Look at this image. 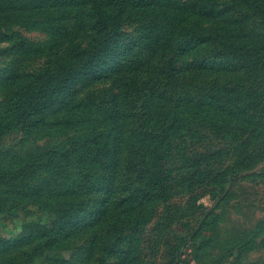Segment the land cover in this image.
<instances>
[{
  "label": "rangeland",
  "instance_id": "obj_1",
  "mask_svg": "<svg viewBox=\"0 0 264 264\" xmlns=\"http://www.w3.org/2000/svg\"><path fill=\"white\" fill-rule=\"evenodd\" d=\"M227 45L264 55V0H0V264H264V122L209 124L264 65Z\"/></svg>",
  "mask_w": 264,
  "mask_h": 264
},
{
  "label": "trees",
  "instance_id": "obj_2",
  "mask_svg": "<svg viewBox=\"0 0 264 264\" xmlns=\"http://www.w3.org/2000/svg\"><path fill=\"white\" fill-rule=\"evenodd\" d=\"M101 16V15H100ZM102 19V18H101ZM115 22V21H114ZM112 23V29L109 32L110 39L112 41V48L116 49V46L122 42V39L118 37L119 32V25L118 23ZM102 24V21H101ZM108 40L104 41V44H107ZM226 50L229 49L231 58V61L234 63H237V65L240 66V64H244L245 66L242 68L243 70L252 69L256 75L260 73L262 70V67L264 65V55H253L250 54V49H246L241 45H238L236 47L229 48V45L224 47ZM261 88V86H260ZM24 88H22L23 90ZM26 90V89H25ZM36 91L35 88L31 89L29 92L34 93ZM250 91H252L250 89ZM260 102L257 104L258 107L255 108V105H253L250 101L244 100L243 98H239V101L241 103L240 109L243 113L242 116L237 112H229L232 109V103L227 102L224 104L227 105L228 108H225L221 105H213V103L209 104V107H211V110L213 112H216V110H223L225 112L224 115H216L215 118L209 119V124L212 127H216L218 129H224L225 134H231L232 132H242L244 134H252L255 132V129H258L261 122H264L262 119H260L258 116H256V112L262 107L264 109V88L260 89ZM244 101V102H242ZM46 103V99L43 97H36L35 99L31 101H25L21 102L15 105L13 111L15 114L21 117L22 120L24 119H30L31 117H35L36 114H39V109ZM220 106V107H219ZM226 107V106H225ZM227 109L229 111H227ZM187 122V117L185 119H180L176 124H185ZM171 123V122H169ZM149 126H152L148 124ZM243 135V134H239ZM146 139H152L154 143H163V141H167V145L170 147L173 144L172 136L171 135H156L155 133L147 134L144 136ZM182 138V137H180ZM79 143H81L80 140H74L71 142V147L68 149L65 153L64 157L72 158L78 162V170L80 171H95L98 170L92 162L95 159V149H82V147L79 146ZM153 143V144H154ZM179 144V143H178ZM177 144V145H178ZM182 148V147H181ZM84 181V180H83Z\"/></svg>",
  "mask_w": 264,
  "mask_h": 264
}]
</instances>
